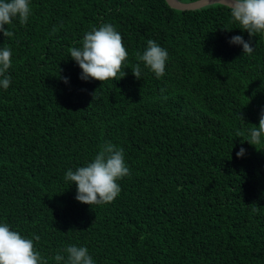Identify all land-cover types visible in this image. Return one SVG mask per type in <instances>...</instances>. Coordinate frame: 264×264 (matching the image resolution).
I'll return each mask as SVG.
<instances>
[{
    "label": "trees",
    "instance_id": "obj_1",
    "mask_svg": "<svg viewBox=\"0 0 264 264\" xmlns=\"http://www.w3.org/2000/svg\"><path fill=\"white\" fill-rule=\"evenodd\" d=\"M30 7L27 24L0 32L12 52L11 84L0 87V224L33 239L48 264L69 245L94 264H264V139L246 141L264 111V33L250 36L221 3ZM106 23L128 57L116 80H82L69 49ZM149 39L169 54L161 78L136 57ZM105 142L123 149L130 175L113 202L90 206L64 177Z\"/></svg>",
    "mask_w": 264,
    "mask_h": 264
},
{
    "label": "clouds",
    "instance_id": "obj_2",
    "mask_svg": "<svg viewBox=\"0 0 264 264\" xmlns=\"http://www.w3.org/2000/svg\"><path fill=\"white\" fill-rule=\"evenodd\" d=\"M226 6L230 9L232 19L239 23L240 29L253 37L257 33H264V0H227ZM30 15V0H0V32L6 38L12 36L13 33L5 28V25H11L17 19L21 25L27 24ZM230 43L242 45L244 54L251 55L254 51L251 42L245 41L242 36L232 37ZM69 52L71 58L82 69V80L95 79L101 82L116 80L128 57L121 34L107 23L88 31L82 40V47H72ZM136 57L157 78L165 74L169 54L156 41L149 39L145 51L137 52ZM11 66V49L0 47V87L4 90L11 84V77L6 75ZM132 72L140 79V64L132 68ZM64 79L67 82V78ZM262 139L264 111L260 115L259 126L249 130V138L246 141L257 147ZM245 153L246 149L241 147L236 155L243 157ZM128 175L130 169L125 163L123 149L105 142L92 162L78 167L75 171L67 170L64 179L76 184V199L79 202L92 206L113 202L121 192L118 181ZM34 239L38 242L40 237L36 235ZM54 260L56 264H94L88 248L76 245H69L58 251ZM0 264H48V262L35 249L33 239L23 237L19 232L11 230L7 224H0Z\"/></svg>",
    "mask_w": 264,
    "mask_h": 264
},
{
    "label": "water",
    "instance_id": "obj_3",
    "mask_svg": "<svg viewBox=\"0 0 264 264\" xmlns=\"http://www.w3.org/2000/svg\"><path fill=\"white\" fill-rule=\"evenodd\" d=\"M169 5L172 8L179 9V10H195L206 5L221 3L226 5L227 0H197L194 2L184 3L180 2L179 0H167Z\"/></svg>",
    "mask_w": 264,
    "mask_h": 264
}]
</instances>
